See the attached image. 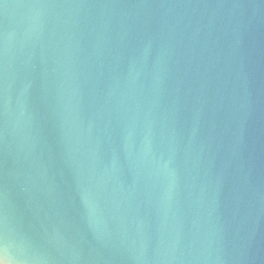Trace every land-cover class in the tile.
<instances>
[{"label": "water", "instance_id": "water-1", "mask_svg": "<svg viewBox=\"0 0 264 264\" xmlns=\"http://www.w3.org/2000/svg\"><path fill=\"white\" fill-rule=\"evenodd\" d=\"M0 264H264V0H0Z\"/></svg>", "mask_w": 264, "mask_h": 264}]
</instances>
